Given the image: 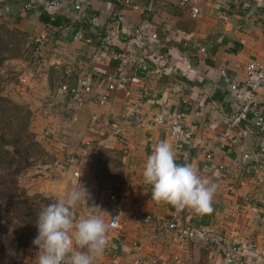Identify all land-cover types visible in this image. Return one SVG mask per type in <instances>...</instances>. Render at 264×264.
Instances as JSON below:
<instances>
[{"label": "crops", "instance_id": "crops-1", "mask_svg": "<svg viewBox=\"0 0 264 264\" xmlns=\"http://www.w3.org/2000/svg\"><path fill=\"white\" fill-rule=\"evenodd\" d=\"M41 1L0 0V23L22 32L31 49L32 67L19 75L23 93L44 101L56 93L50 108L44 102L32 112L40 125L33 122L34 131L57 140V148L72 153L73 164L93 162L90 171L104 159L117 163L105 165L108 178L115 177L103 186L112 196L106 200L107 212L119 213V226L108 229L106 247L94 264H136L147 256L168 260L172 255L177 260L170 264H225L223 252L230 245L238 247L246 264H264V123L256 130L250 122L230 125L242 100L238 86L244 65L264 64V0H195L196 17L180 0H87L80 10L63 0L57 14L70 29L51 33L39 20ZM26 3L35 7L24 9ZM144 21L148 28L137 38L135 29ZM41 32L47 38L34 42ZM76 32L89 42L74 39ZM112 52L125 57L117 59ZM130 55L141 57L146 68L124 62L123 67H130L129 81L107 91L99 104L97 96L106 90L109 76ZM155 67L175 69L164 74ZM61 84L75 87L82 100L62 92ZM255 99L264 115L263 86ZM129 113L145 121L127 124ZM174 114L191 130L190 138L175 142L165 124L147 123L150 117ZM115 124L123 129L120 138L110 134ZM223 133L224 140L218 139ZM165 140L173 146L177 164L193 166L217 186L210 213L182 210L177 221L194 230L205 227L207 241H176L175 229L157 226L158 217L169 221L176 208L151 199L142 172L155 146ZM146 215L150 219L143 222ZM34 250L33 262L27 258L23 264H37L39 249Z\"/></svg>", "mask_w": 264, "mask_h": 264}, {"label": "clouds", "instance_id": "clouds-1", "mask_svg": "<svg viewBox=\"0 0 264 264\" xmlns=\"http://www.w3.org/2000/svg\"><path fill=\"white\" fill-rule=\"evenodd\" d=\"M142 175L150 185L151 199L167 203L177 210L191 209L196 214L212 211L216 184L203 178L191 165L176 163V154L168 141L158 143L148 156ZM82 199L73 189L66 198L43 207L38 213L37 264H94L106 247L110 227L101 217L88 215L78 221L72 209ZM79 248L82 251H74Z\"/></svg>", "mask_w": 264, "mask_h": 264}, {"label": "rangeland", "instance_id": "rangeland-1", "mask_svg": "<svg viewBox=\"0 0 264 264\" xmlns=\"http://www.w3.org/2000/svg\"><path fill=\"white\" fill-rule=\"evenodd\" d=\"M15 36L18 42V48L15 46V51H13L15 56L5 59L0 66V86L2 88L0 93L29 109L28 130L33 133L34 140L42 148V152H34L29 157L27 163L24 164L23 168L16 175L18 186L24 190L25 195L28 197L26 204H31V207L35 208L32 215L26 216L20 222L19 231H23L27 237L26 254L21 263L23 264L27 258L29 263L30 261L33 262L31 255H34V249L38 248L32 241L38 235L36 226L38 213L44 207L43 202L39 198L46 197L55 202L58 199L66 198L73 189H76L81 192L82 199L72 209L75 219L78 221L88 215H97L106 222V218L109 215L106 209V200H111L109 198L111 192L108 188H104L103 185L106 184L104 181L113 179L115 175H110L108 178V175L104 172V167L105 165L116 166L117 163L112 159H104L103 165L100 163L98 167H95L97 169L93 168L90 171L93 162L89 163V161H86L85 165L82 164L81 166L76 165V163L73 164L72 153H64L63 148H57V144L59 143L57 140H53L52 138H47L46 140L43 133L40 136L39 131H34L35 124L37 126L40 125L38 124V119L36 122V118H32V112L41 103L44 104L45 101L38 96H34V100H32L29 98L30 94L27 92L23 93L22 86L19 85V75L25 73L26 68L30 69L32 67L28 63L30 61L29 51L31 49L26 45L27 38L22 32L21 35L16 33ZM35 100L37 101L35 102ZM33 122L36 123L34 124ZM74 173H77V176H74ZM37 203L39 208L33 205ZM23 225H27V228L25 229ZM28 254L32 258L30 256L27 257Z\"/></svg>", "mask_w": 264, "mask_h": 264}, {"label": "built area", "instance_id": "built-area-1", "mask_svg": "<svg viewBox=\"0 0 264 264\" xmlns=\"http://www.w3.org/2000/svg\"><path fill=\"white\" fill-rule=\"evenodd\" d=\"M63 0H42L40 8L42 11L46 12L50 17H53L55 14H57V11L61 8ZM127 2V0H122V2ZM87 0H70L71 7L74 10H80L84 4L86 5ZM180 4L182 6H185L190 13L191 17H196L198 14V8L196 5L195 0H180ZM35 7L34 5H30L29 3H26L23 5V8H31ZM148 10V8H144ZM118 13V12H117ZM221 19L225 18V14H220L219 16ZM119 18V15L117 16ZM148 28V23L147 22H142L140 23L136 29V37L140 36V31L141 30H146ZM70 29L69 24H64V25H58V26H53L51 27V31H61V30H68ZM106 33H109V29L106 28ZM151 38H155L156 34L151 33L150 34ZM47 38V35L45 32H41L37 34L35 37H33V41L40 43L43 40ZM74 39L76 40H84L86 42H89V39L85 36H83L80 32L74 33L73 36ZM102 46H104L102 44ZM112 54L115 56V58H123L125 57L124 53H116L112 52ZM124 60V61H123ZM120 60L121 66L118 67L115 75L109 76V81L106 86V90L104 92L99 93L97 96V102L99 104H102L106 101L107 99V91L112 90L116 87L117 84L119 83H126L129 81V76H130V67H123V63L125 62L126 64H129L130 66H137L141 69L146 68V63L145 61L137 56V55H130L129 59H123ZM126 60V61H125ZM174 67H166V69L155 67L154 70L157 72H162L166 74L168 71H174ZM64 75L69 74V70L66 69L63 71ZM221 76H224V70H220ZM264 87V64L256 61H249L244 65V76L243 79L238 86V88L241 90L242 93V100L239 105V107L230 115V125H237L242 122L250 121L255 127H261L262 124L264 123V115L262 112L261 107L259 106L258 102L255 99V93L256 90L259 87ZM230 89H237L236 84H230L229 85ZM62 92L69 93L73 96H76L78 100H82L81 97L83 96H78L77 94V89L75 87H69L66 84H61L59 88ZM83 90L89 91L90 88L88 85H85L83 87ZM128 91H125V94H128ZM56 93L54 91H51L47 97L45 104L47 108H50L53 104V101L55 100ZM92 119H95V116L92 117ZM127 124H137L141 123L144 120V117L135 114V113H129L126 116L125 119ZM147 123H163L166 126V129L170 135V138L173 141H179L182 139H188L191 137V130L184 126L181 122V117L179 114H174L170 115L167 117H163L161 115H156L153 117H150L147 120ZM123 133V129L119 125H113L111 128V136L112 137H117L120 138ZM226 134H220L218 136V139L224 140V136ZM242 157H246V154H243ZM74 176H77L76 173L73 174ZM112 198V196H110ZM190 211L191 209H184ZM183 210V211H184ZM182 210H177L175 209L172 214H171V219L169 221H165L162 218L158 217L157 220V226L160 229H169V230H174L176 233L174 234V240L176 241H183L188 238H199L200 240L207 241V231L205 227H200L196 230L190 229L188 227L179 225L177 223L178 217L180 216ZM150 219L149 215L144 216L142 219L143 222H147ZM108 225H110L109 229H116L119 226V213L118 212H112L109 214L108 219L106 221ZM177 256L172 255L168 260L164 259H159L155 256H147L141 260H138L136 264H170V262L176 261ZM223 260L225 264H246L240 254L238 247L236 245H230L227 247V249L224 250L223 252ZM65 264H67V261L65 259ZM252 264V263H250Z\"/></svg>", "mask_w": 264, "mask_h": 264}, {"label": "trees", "instance_id": "trees-1", "mask_svg": "<svg viewBox=\"0 0 264 264\" xmlns=\"http://www.w3.org/2000/svg\"><path fill=\"white\" fill-rule=\"evenodd\" d=\"M39 20L50 33L53 32L51 27L67 24V20L58 14L50 17L44 11L39 14ZM16 33L21 35L16 28H7L0 23V66L5 59L15 56ZM29 119L30 111L26 106L0 93V264L22 263L27 237L19 231L20 222L35 210L31 204H26L28 197L16 182L17 173L29 157L34 152H42L33 133L28 130ZM251 125L256 130L257 127ZM39 200L44 207L53 203L46 197ZM33 205L39 208L38 203ZM23 227L26 229L27 225Z\"/></svg>", "mask_w": 264, "mask_h": 264}]
</instances>
